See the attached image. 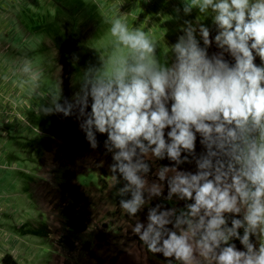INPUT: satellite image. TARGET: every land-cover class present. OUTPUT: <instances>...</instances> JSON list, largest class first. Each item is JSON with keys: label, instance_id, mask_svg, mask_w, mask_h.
<instances>
[{"label": "rangeland", "instance_id": "rangeland-1", "mask_svg": "<svg viewBox=\"0 0 264 264\" xmlns=\"http://www.w3.org/2000/svg\"><path fill=\"white\" fill-rule=\"evenodd\" d=\"M185 2L0 0V264L173 263L174 253L164 256L163 240L187 231L190 199L171 192L170 181L176 172L195 174L202 153L182 150L177 163L166 150L157 157L136 148L132 163L147 170L136 172L140 189L129 186L119 169L110 171L118 149L105 146L107 133L92 127L97 147H91L76 101L86 81L107 76L125 58L131 62V50L110 33L117 16L155 43L160 67L174 60L170 46L185 36L186 20L206 25L211 39L218 31L215 13L194 9L186 16ZM220 53L234 64L215 43L207 49L209 59ZM137 190L142 203L129 214L121 201ZM150 212L165 221L153 226L159 251L148 248L152 234L147 243L140 240ZM137 224L139 233L133 231Z\"/></svg>", "mask_w": 264, "mask_h": 264}, {"label": "clouds", "instance_id": "clouds-1", "mask_svg": "<svg viewBox=\"0 0 264 264\" xmlns=\"http://www.w3.org/2000/svg\"><path fill=\"white\" fill-rule=\"evenodd\" d=\"M194 9L215 13L212 24L218 31L210 39L206 25L186 20L185 36L170 46L174 54L170 67L159 66L155 43L142 30L129 31L117 16L110 33L131 50V62L125 58L107 76L86 81L87 90L82 89L76 103L86 117L91 147H97L92 127L107 133L105 146L110 142L118 149L112 157L117 163L110 171L119 169L129 186L137 189L143 182L136 172L147 169L139 161L132 163L136 148L145 155L150 149L157 157L166 150L180 163L181 151L195 153L197 134L201 137L204 154L196 161L197 172H176L170 181L171 192L194 200L188 207L195 223L190 221L189 229L180 235L168 233L163 240L165 257L174 253L175 260L188 262L199 250L215 264H264V0H190L183 4L186 16ZM197 34L203 48L198 47ZM214 43L230 54L232 66L222 58L223 53L208 58L207 49ZM166 128L170 129L168 144ZM141 203L137 190L120 206L134 214ZM242 209L243 220L232 219L230 228L221 229L226 223L221 213L237 216ZM164 223L150 212L147 230L140 235L147 243L152 234L149 250H160L156 248L160 232L153 226ZM238 228H244L242 237ZM133 231L139 233L140 225ZM197 231L200 238L193 240ZM257 234L258 245L250 242ZM233 237L245 251L235 250Z\"/></svg>", "mask_w": 264, "mask_h": 264}, {"label": "flooded vegetation", "instance_id": "flooded-vegetation-1", "mask_svg": "<svg viewBox=\"0 0 264 264\" xmlns=\"http://www.w3.org/2000/svg\"><path fill=\"white\" fill-rule=\"evenodd\" d=\"M198 140H200V139H198ZM196 150H199L202 154H204V148H203V146L198 141H197ZM195 156H196V154H195ZM200 157H198V158L196 157V161ZM195 166H196V169H197V163L195 164ZM193 203H194V200L190 199V204L189 205H191ZM202 214L203 213L201 212V215ZM221 215L226 220L225 225H222L221 226V229H223L225 227H229V228L231 227V221H232V219H240V220H243L244 213H243V209H242L241 210V213L239 215H237V216H233V214H231V213H221ZM190 221L193 224L195 223V220L190 216V212H189V218H188V223H187L188 224L187 225L188 227H186L187 228L186 230L189 229V226H190L189 225V222ZM206 221H207V218H205V222ZM237 233L239 234V236L242 237L243 234H244V228H238L237 229ZM199 238H200V232L197 231L196 234H195V236L193 237V240H198ZM259 239H260V237L257 234V235H254V236H251L250 237V242L258 245ZM231 240L236 245V249L235 250H237V251H245L244 247L240 244L239 239H236L235 237H233V238H231ZM223 246L224 245H221L220 247L222 248ZM214 251L218 253L220 251V248L214 249ZM174 256H175V254H174ZM171 262H173V263L163 262V264H215V262L213 260H211L209 258H206L205 256L201 255L200 252H199V250L194 251L192 257L190 258V261H188V262H185V261H182V260L181 261H177L175 259L172 260Z\"/></svg>", "mask_w": 264, "mask_h": 264}]
</instances>
